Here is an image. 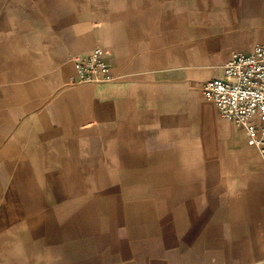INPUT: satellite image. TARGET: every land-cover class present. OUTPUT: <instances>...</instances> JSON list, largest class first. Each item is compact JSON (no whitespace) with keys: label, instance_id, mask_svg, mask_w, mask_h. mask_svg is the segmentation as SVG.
<instances>
[{"label":"crops","instance_id":"1","mask_svg":"<svg viewBox=\"0 0 264 264\" xmlns=\"http://www.w3.org/2000/svg\"><path fill=\"white\" fill-rule=\"evenodd\" d=\"M264 0H0V264H254L264 160L203 97ZM100 46L119 78L73 85Z\"/></svg>","mask_w":264,"mask_h":264},{"label":"built area","instance_id":"2","mask_svg":"<svg viewBox=\"0 0 264 264\" xmlns=\"http://www.w3.org/2000/svg\"><path fill=\"white\" fill-rule=\"evenodd\" d=\"M72 62L73 85L107 83L119 78L100 46L87 55L73 57ZM202 94L214 103L222 118L245 131L247 145L264 160V43L256 44L249 52L232 53L223 65V76L206 80ZM254 264H264V260Z\"/></svg>","mask_w":264,"mask_h":264}]
</instances>
